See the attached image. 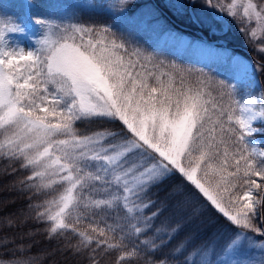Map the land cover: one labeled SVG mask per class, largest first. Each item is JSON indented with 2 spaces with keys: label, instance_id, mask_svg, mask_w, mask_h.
<instances>
[{
  "label": "snow or ice",
  "instance_id": "6c2138e0",
  "mask_svg": "<svg viewBox=\"0 0 264 264\" xmlns=\"http://www.w3.org/2000/svg\"><path fill=\"white\" fill-rule=\"evenodd\" d=\"M126 4L113 0L92 10L119 21L114 13ZM12 7L20 12L15 18L0 11V161L29 173L21 191L44 197L28 208L47 226V238L74 239L60 251L88 264L105 255L115 256L113 264H252L239 254L264 252L250 235L264 236L257 227L258 217L264 221V142L255 139L264 136L255 126L264 122V92L256 95L264 64L166 32L180 48L219 57L228 75L218 79L160 59L107 24L73 22L51 0H17ZM168 7L185 9L172 0ZM226 17L264 55V2L202 0L193 20L215 35ZM83 122L113 127L83 133ZM173 176L234 229L222 248L186 235L157 258L183 224L161 222L148 237L165 210L147 214L156 208L149 192ZM5 221L0 233L16 226L12 217ZM12 243L0 235V248ZM30 247L17 245L0 264H36L39 257L25 255Z\"/></svg>",
  "mask_w": 264,
  "mask_h": 264
},
{
  "label": "trees",
  "instance_id": "16d2710c",
  "mask_svg": "<svg viewBox=\"0 0 264 264\" xmlns=\"http://www.w3.org/2000/svg\"><path fill=\"white\" fill-rule=\"evenodd\" d=\"M8 11L13 15H19L20 12L12 5L17 3V0H0ZM51 2L63 5L68 10V14L73 22L84 24H107L113 28V31L130 39L135 45L143 48L147 52L153 53L160 59L173 61L184 68L203 69L207 73H211L218 79H222L218 68L221 63L215 60L203 62L197 57L193 51H175L172 45L162 44V29L172 28L177 31H184L189 34H197L198 29L193 22L192 17L185 13V16H177L168 7L167 0H127L126 7L122 12L114 13L116 16H121L119 21L114 19L113 14L107 12L101 13L92 10V5L103 3L106 6L112 3L113 0H51ZM155 10L156 17L151 15L152 10ZM187 19V20H186ZM158 20V22H157ZM208 39L216 38L205 28H200ZM239 29H234L229 25V29L225 34L226 42L242 51L239 46L245 47L249 52L247 56L251 57L254 63L264 64V55L256 54L252 46H255L249 40L240 35H237ZM217 69V75L214 73ZM261 87H264V72L257 73ZM224 79V78H223ZM240 95H244V90H241ZM103 127H113L112 125H101L98 122H83L78 124L79 130L83 133L96 130ZM15 171H12V168ZM29 173L19 168V164L8 166L7 161H0V226L6 221L5 218L12 217L16 226L4 227L0 235H6L14 240V243L9 244L7 248H0V257L7 259L12 255V249L17 245H31L26 256H35L40 259L36 264H88L86 259L79 256H73L70 251H60L66 242L75 243L74 239L66 241L61 238L59 240L47 238L45 231L46 225L35 220L34 212H30L28 206L30 203H36L44 199L43 196H33L28 191H21L19 181ZM259 182V181H258ZM178 188L182 189V194L179 196L172 195ZM29 197H32L31 199ZM149 198L156 202V208L148 211H156L157 208L163 207L165 210L162 215L153 221V231L148 232L147 236L151 237L154 234L156 227L161 225V222L180 221L183 224V231L175 239L156 253L157 258L161 255L168 254L175 245L182 240L186 235L195 236L196 242L202 243L209 240L216 242L217 248H222L232 237L234 229L229 227L225 220L217 214L211 207L200 199L194 190L185 185L179 176H173L166 180L158 187H153L149 192ZM179 203V207L177 204ZM21 220L25 222L21 224ZM260 226V222H257ZM264 228V224L262 222ZM29 233L31 235H29ZM260 238H264L259 235ZM145 237H141L144 239ZM159 243V241H157ZM115 256L100 257V264H113Z\"/></svg>",
  "mask_w": 264,
  "mask_h": 264
},
{
  "label": "rangeland",
  "instance_id": "374dc122",
  "mask_svg": "<svg viewBox=\"0 0 264 264\" xmlns=\"http://www.w3.org/2000/svg\"><path fill=\"white\" fill-rule=\"evenodd\" d=\"M167 2L169 3V0H167ZM172 2H175V3H183L185 5V9H184V11L182 13H178L176 10H174V9L171 8L172 12H174L175 15H177L179 17L180 16H185L188 13L189 16L192 17V19H193V17L197 14L198 10L201 9V7H202V0H196L195 6H193L192 0H172ZM261 2H264V0H257V3L258 4L261 3ZM3 6H4V4L2 2H0V11L6 12L9 16H11L13 18H15L16 16H18V15L11 14L8 11V9L5 8V7H3ZM226 19H228V24L233 28V30L234 29L235 30L236 29H239L237 31V35H240L241 37H244L247 40H249L248 37L245 35V33H243L240 30L241 25H239L238 23H235V22L231 21L230 18H227L226 17ZM193 22H194V20H193ZM195 26L198 29L203 28V27H201L200 25H198L196 23H195ZM251 26L252 27H255V23L253 22V24ZM160 28L162 29V35H163L162 44L163 45H168V46L172 45V49H174L175 51H181V52L193 51L197 55V57L200 59V61H203V62H208V61L215 60L218 63H221V66L218 68V71H219V74L222 75V77L224 79H227V75L228 74H227V71H226V68L224 66L223 61L219 57H217V56H211L207 52L200 51V50L195 49V48H187V49L180 48L175 42H173L171 39H169L166 36V32L167 31H171L173 33H176L179 36H181L184 40L193 42V44L203 43V44L209 45V46H211L212 48H215V49H225L226 48L228 50L229 54L238 56L240 58H243V59L247 60L249 63H251L253 65H256V63H254V61L252 60L251 57L247 56L242 51L236 50L237 48H234L233 46H231L230 44H228L226 42V38L224 37L225 35H219L220 37L221 36L223 37V38H220V41H217V38L210 39L209 41H206L204 39L203 35L200 34V33H197V34H189V33L184 32V31L173 30L172 28H169V27L164 28V27L161 26ZM218 32H220V31H218ZM218 32H217V34H219ZM24 43L27 45L28 41L25 40ZM241 48L243 50L245 49V47H243V46ZM252 48L255 51V46H252ZM256 54H258V53L256 52ZM214 73L217 75V73H218L217 72V69H216V71H214ZM257 79H258V76H257ZM259 84H260V81H259ZM262 89L263 88L261 87V84H260V88H259V90H257L256 95L261 94L262 93ZM255 126L258 127V128H264V122H258ZM255 139L257 141H259V142H264V136H256ZM261 146H264V144H262ZM254 195H255V193H254ZM258 221H261L259 219V217L257 218V222ZM262 222L264 224V221H262ZM250 235L253 236V238L256 240L257 244L264 243V238L263 239L260 238L258 233H250ZM239 258H241V259H245L246 258L247 260L251 261L252 264H264V252H262L259 248L250 249V250H243V251L240 252Z\"/></svg>",
  "mask_w": 264,
  "mask_h": 264
},
{
  "label": "water",
  "instance_id": "95a60500",
  "mask_svg": "<svg viewBox=\"0 0 264 264\" xmlns=\"http://www.w3.org/2000/svg\"><path fill=\"white\" fill-rule=\"evenodd\" d=\"M263 230V229H262Z\"/></svg>",
  "mask_w": 264,
  "mask_h": 264
}]
</instances>
